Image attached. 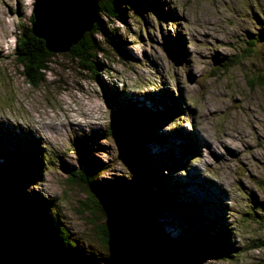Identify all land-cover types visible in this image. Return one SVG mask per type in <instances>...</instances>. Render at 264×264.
Listing matches in <instances>:
<instances>
[{"label":"rangeland","instance_id":"rangeland-1","mask_svg":"<svg viewBox=\"0 0 264 264\" xmlns=\"http://www.w3.org/2000/svg\"><path fill=\"white\" fill-rule=\"evenodd\" d=\"M122 1V20L101 19L121 53L98 37L107 53L96 57V77L68 53L54 54L45 81L33 88L13 49L21 25L30 26L35 0H0V166L14 162L11 156L31 141L51 157L20 193L31 206H50L77 264H123L139 238L126 217L125 244L95 256L96 227L105 221L88 212L87 190L69 184L66 172L79 168L80 148L96 171L94 187L102 190L133 195L138 178L146 183L152 176L147 164L159 168L158 178H169L163 170L172 168L179 197L154 213L181 249L206 230L230 232V259L185 264H264V215L257 210L264 207V86L254 82L264 75V0H142L139 23L137 2ZM247 43L252 52L243 55ZM219 61L227 66L216 70ZM128 106L181 114L162 120L143 150L129 153L134 162L122 163L109 125Z\"/></svg>","mask_w":264,"mask_h":264},{"label":"trees","instance_id":"trees-1","mask_svg":"<svg viewBox=\"0 0 264 264\" xmlns=\"http://www.w3.org/2000/svg\"><path fill=\"white\" fill-rule=\"evenodd\" d=\"M135 1L139 6L138 10H140L138 16L135 17L139 23V20H142V0ZM122 2L126 3L127 1ZM120 3L121 0H100L98 22L67 52L80 68L89 72L93 77H96L99 71L97 55L102 56L107 53L97 40L98 37L104 38L114 52L121 53L120 42L112 33H107L104 30V23L101 22L102 18L122 20L123 11L120 10ZM147 9L152 8L147 6ZM124 10H127L126 4H124ZM154 11L151 10L159 20L164 22V17L158 16V13ZM32 24L33 16L31 15L29 17L30 26L21 25L18 31L13 57L17 59L19 66L23 69V77L27 84L37 88L45 81L44 75L49 72V65L55 55L47 51L44 41L32 34ZM252 44L247 43L249 48L244 51L243 55L252 52L250 49ZM232 63L235 61L231 60L229 66H232ZM217 65L219 68L216 66V70H219L226 67L227 63L219 61ZM254 82L258 86H264V75L255 76ZM165 109L155 108L152 111L128 106V109L121 110L119 115L111 121L109 137L117 139L123 132H128L136 141L137 150L142 151V147L146 146L156 135L154 132L158 128L157 126L162 125V120L167 118L169 111L167 108ZM33 146L25 147V152L19 153L20 155L11 156L17 157L14 162L5 161L0 166V264H77L76 255L69 253L72 242L65 234L64 229L50 215V206L42 202L31 206L24 194L20 193L22 184L30 183L31 178H40L42 162L51 160V157L44 154L36 142H33ZM76 154L79 168L66 169L70 177L68 182L85 187L89 194L85 203L88 212L92 217H95L96 214L103 216L105 221L103 226L96 227L100 248L95 252V256L99 257L102 254L107 256L114 250V245L107 232L108 222L114 217H118L122 222L128 221L132 227H138L139 238L149 241L154 247L156 256L162 260L163 264L219 260L231 257V253L235 251L230 245L228 230L216 234H209L206 230L202 233L203 235H199V242L185 249H181L178 241L171 234L173 238L165 232V228L160 222V215H156L154 210L156 207H161L162 203L169 206L172 201H177L180 185L167 176L158 178L159 168L147 164L149 174L152 175L151 178L146 183L138 178L135 186L137 193L126 195L124 192L116 190L95 188L96 171L91 165V160L81 148L76 151ZM3 158L5 159V157ZM52 161L50 162L52 163ZM135 166L138 168V165ZM36 168H39L38 172ZM164 170L168 174L174 173L172 168ZM149 192L154 195H150ZM120 200L127 204L125 208H121V205L117 203ZM126 200L128 201L126 202ZM257 210L264 215V207L259 206ZM129 216L131 218L126 220V217ZM167 231L169 232V230ZM104 264L118 263L112 259L111 263Z\"/></svg>","mask_w":264,"mask_h":264},{"label":"water","instance_id":"water-1","mask_svg":"<svg viewBox=\"0 0 264 264\" xmlns=\"http://www.w3.org/2000/svg\"><path fill=\"white\" fill-rule=\"evenodd\" d=\"M100 0H35L32 16V34L45 42L48 52L52 54L67 53L98 22ZM129 137L132 142L123 136ZM118 141L119 157L122 163H132L129 157L136 147V141L128 132H123ZM107 232L113 245L125 244L126 227L118 218L108 222ZM123 264H163L156 256L149 241L137 238L127 251Z\"/></svg>","mask_w":264,"mask_h":264},{"label":"bare ground","instance_id":"bare-ground-1","mask_svg":"<svg viewBox=\"0 0 264 264\" xmlns=\"http://www.w3.org/2000/svg\"><path fill=\"white\" fill-rule=\"evenodd\" d=\"M45 76V75H44ZM128 109V108H127ZM192 141V140H191ZM194 145V144H193ZM21 152V151H20ZM24 152V151H23ZM36 178V177H35ZM7 182V181H6ZM148 241V240H147Z\"/></svg>","mask_w":264,"mask_h":264}]
</instances>
